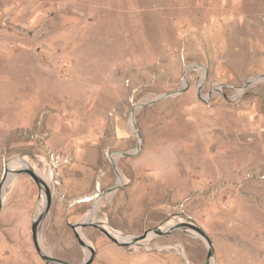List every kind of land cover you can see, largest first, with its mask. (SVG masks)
Returning a JSON list of instances; mask_svg holds the SVG:
<instances>
[{
    "label": "rangeland",
    "instance_id": "374dc122",
    "mask_svg": "<svg viewBox=\"0 0 264 264\" xmlns=\"http://www.w3.org/2000/svg\"><path fill=\"white\" fill-rule=\"evenodd\" d=\"M259 75L264 0H0V184L18 157L50 173L39 241L63 261L84 260L71 225L100 196L93 220L122 236L194 221L213 264H264V80L241 90ZM45 204L27 173L2 183L0 264H47L31 235ZM81 231L90 264L209 251L191 228L123 245Z\"/></svg>",
    "mask_w": 264,
    "mask_h": 264
},
{
    "label": "water",
    "instance_id": "95a60500",
    "mask_svg": "<svg viewBox=\"0 0 264 264\" xmlns=\"http://www.w3.org/2000/svg\"><path fill=\"white\" fill-rule=\"evenodd\" d=\"M195 66L190 65L188 67H186L185 69V73H187V71H189V69L193 68ZM186 77V75H185ZM259 80H264V76L259 75L256 76L255 78L249 79L247 80L244 85L241 87V90H244L245 88H247L248 86L252 85L253 83L259 81ZM179 93V91H172V92H165L162 93L161 95H159V98H164L167 96H170L172 94H176ZM154 100H149L144 104H151ZM137 150L130 152L129 154L124 152H118L119 154H133L135 153ZM7 171H8V167L5 166V171L2 177V181L0 184V204H1V187H2V183L6 180L7 178ZM12 174H19V173H27L32 179L33 181L36 183V185L38 186L39 189H43L46 193V204L45 207L43 209V211L36 215L35 218L32 221L31 224V235H32V241L34 244V247L36 249V251L38 252V254L40 255V257L47 263V264H74V263H70L67 261H63L57 258H54L48 254H46L43 249H41V244L39 241V226L41 224V221L43 219V217L45 216V214L47 213V211L49 210L50 204H51V198H50V191H49V187L47 182L39 175L37 174V172L31 168L30 166H23L17 169H11L9 171ZM109 190H112V188H110ZM88 226H93L95 228H97L98 230H100L102 233H104L109 239H111L112 241H114L115 243H117L118 245H123V244H134L137 243L139 240H143L145 239L149 234H151L150 236H157V235H164L167 233H172L174 231L177 230H182V229H187V228H191L193 230H195L200 236H202L208 246H209V251H208V255H207V259L205 261L204 264H210V258L211 255L214 252V248L211 242V239L209 237V235L204 231V229L199 226L197 223H195L194 221H179L176 222L172 225L167 226L164 229H161L160 226H154L152 228H149L147 230H145L143 233L141 234H137V235H132L130 239L128 240H123L120 241L119 239H117L116 237H114L104 226L102 223L100 222H95L92 220H84V221H79L73 225H71V228L74 232V235L79 243L80 246H82L83 248H87L89 249L90 253L88 256H85L84 260L80 263V264H90L93 261L94 255H95V250L94 248L87 243L79 234V232L77 231V227L79 229L84 228V227H88Z\"/></svg>",
    "mask_w": 264,
    "mask_h": 264
},
{
    "label": "bare ground",
    "instance_id": "6f19581e",
    "mask_svg": "<svg viewBox=\"0 0 264 264\" xmlns=\"http://www.w3.org/2000/svg\"><path fill=\"white\" fill-rule=\"evenodd\" d=\"M133 117V116H132ZM130 124V123H129ZM130 127H134V125L131 123ZM133 129V128H132ZM119 153L115 154V155H112V159L113 160H116L117 156H118ZM22 163V165L24 166H29V163L28 161L26 160V158L24 157H18V158H15L11 161H9V163L7 164V167H8V170H11L10 168L16 163V162H19ZM117 173H118V178H117V181H116V185L115 186H118L120 184H122L123 180H124V176L122 175V173L119 171V169L117 170ZM13 176V174H10V172L7 173V177H11ZM51 177L50 173H48V175H45L43 176L44 179H46L45 181L48 182V179ZM113 191L107 193V195L110 197L112 195ZM42 195L43 194V191H42ZM99 196V195H98ZM97 196V197H98ZM101 201V197L99 196V198L97 199V203L96 205L91 209V211L89 212L88 216L85 217L84 219H82L81 221H84V220H92V221H95L93 220V217L94 219L98 218V205H99V202ZM108 203V202H107ZM173 222H169V225H172ZM167 225V226H169ZM103 226L114 236L116 237L117 239H119L120 241H123V240H128L131 238V236H122L120 235V232H118L117 230L113 229L112 227H110L108 224L106 223H103ZM166 226V227H167ZM165 227V228H166ZM161 229H164L163 227H161ZM77 231L79 232V234L81 235V237H83V233L81 231V229H79L77 227ZM151 234H149L148 236H150ZM150 239V238H149ZM85 241L87 242V240L85 239ZM147 241V240H146ZM148 242V241H147ZM88 243V242H87ZM86 250V255L85 256H88L90 251L89 249L85 248ZM210 264H213V259H210Z\"/></svg>",
    "mask_w": 264,
    "mask_h": 264
}]
</instances>
